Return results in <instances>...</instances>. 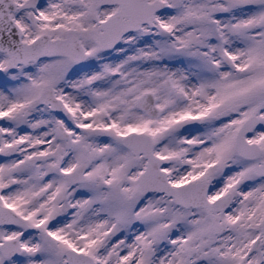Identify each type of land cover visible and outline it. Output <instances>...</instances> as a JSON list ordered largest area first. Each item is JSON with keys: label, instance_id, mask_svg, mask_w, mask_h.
I'll use <instances>...</instances> for the list:
<instances>
[{"label": "snow or ice", "instance_id": "6c2138e0", "mask_svg": "<svg viewBox=\"0 0 264 264\" xmlns=\"http://www.w3.org/2000/svg\"><path fill=\"white\" fill-rule=\"evenodd\" d=\"M0 264H264V0H0Z\"/></svg>", "mask_w": 264, "mask_h": 264}]
</instances>
